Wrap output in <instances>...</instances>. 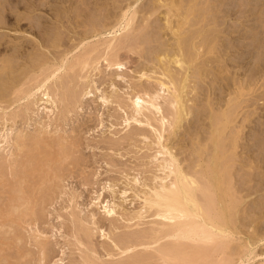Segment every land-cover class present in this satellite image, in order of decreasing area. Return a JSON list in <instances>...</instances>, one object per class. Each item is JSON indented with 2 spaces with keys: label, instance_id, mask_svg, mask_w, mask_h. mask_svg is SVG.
Listing matches in <instances>:
<instances>
[{
  "label": "bare ground",
  "instance_id": "bare-ground-1",
  "mask_svg": "<svg viewBox=\"0 0 264 264\" xmlns=\"http://www.w3.org/2000/svg\"><path fill=\"white\" fill-rule=\"evenodd\" d=\"M142 1L38 0V6H33L31 0L0 2V28H6L14 16L13 29H21L25 25L30 28L33 24L44 28L48 22L54 28L50 44L54 50L50 51L52 57H39L37 62L34 60L36 65L31 67L32 76L28 72L21 75H24L25 81L12 80L8 85L13 66L8 63H11L9 59H3L7 63L5 65L0 62V80H3L5 88L9 90V93L5 90L4 96H0V110L4 112L21 100L31 101L37 92L46 90L50 81V87L63 84V81H58L62 74L70 75L67 71L75 67H79L80 71L88 66L99 69L102 61L108 69L119 70L124 67L122 56L131 58L135 55L142 59L145 57L146 47L153 46L150 53L151 65L139 70V74L141 73L140 79L153 82L154 87L143 88L140 85L141 90H135L137 92L130 99L129 107L132 110L129 113L136 123H144L157 133L154 136L159 147L157 153L166 155V158L168 156L163 162L168 170L166 179L169 181L154 186L148 195L145 194L147 196L144 200L148 211H152V216L158 218L156 224L160 229L119 237L117 244H120L121 249L118 258L113 259L115 256L108 254L111 260L104 264H156L153 260H159L161 264H249L250 260L257 257L256 247L264 239L257 237L255 231L245 234L246 238L242 237L244 226L241 221L246 200L242 190L236 188L235 180L242 178L238 175L239 169L245 168L247 173L240 170L239 174L246 173L242 174L243 177H248L246 183L255 179L252 177L256 172L257 175L264 174V128L261 126L264 125V111L261 114L257 112L264 107V45L261 44L262 52L258 49V44L252 45V48L255 47L253 50H259L257 57L254 55L256 58L251 51H244V43L254 37L251 32L253 25L248 22L253 15L256 19V14L253 9L247 10L250 0L239 2L238 8L240 6L244 9H235L233 14L229 13L231 10H227V5L233 4V0H151L149 7L145 9L143 6L145 10L140 8V12L137 4ZM45 6L55 14L47 22L39 18L41 7ZM90 7L94 10L84 14ZM21 8L23 11L20 14L18 12ZM97 12L103 14L100 23L95 19ZM66 14H73L72 18ZM230 15H233V26L230 24L232 27L229 28L227 25L228 29L226 22ZM35 16H38L36 20ZM63 17L67 18L66 23L73 30L71 29L72 33H67L71 44L61 49V27L66 25ZM80 27H85L84 33L75 30ZM0 41V47L5 48L11 43ZM251 58L256 59L255 69L250 73L252 80H242L244 66ZM27 82L29 85L23 88ZM32 82L35 83L30 85ZM73 86L72 90L68 86L70 89L66 87L64 93L60 92L64 94L62 99L79 97ZM204 87L206 91L202 93ZM11 94L15 95L13 99L10 98ZM44 95L53 104L56 102V99L53 100L55 96L52 97L48 90ZM201 96L203 101H199L202 100ZM103 100L107 102L108 98ZM253 103L258 107L261 103L263 107H253L255 112L252 115H256L260 123L256 133L254 131L255 134H252L255 135L257 144L254 143V148L257 146L256 152H259L248 167L245 164L246 158L242 156L244 162L240 158L239 149L246 147L243 142L244 148L241 146L243 133L239 129V123L241 111L245 107L248 109ZM128 105L120 103L123 108ZM198 105L200 109L204 108L202 112H206L202 118L206 140L201 136L195 137V140L192 138L191 164L183 170L184 167L178 164L169 145L161 144V139L164 138L165 131L167 134L169 131L166 140L174 136L183 122L191 114L194 115V110L199 109ZM15 116L16 114L9 115L12 119ZM137 116L143 117L144 121L138 120ZM249 117H244L245 122H242L248 125L252 122ZM6 118V115L3 116L4 121L8 120ZM18 138H15L14 144ZM252 138L251 142L254 141ZM4 139L5 146H13V141L7 135ZM46 139L50 140L38 136L29 139L21 137L16 149H27H20L26 152L25 155L19 151L24 159L19 162L18 158H15V162L4 160L5 158L0 160V193L1 198H4L2 202L0 200V230L5 226L10 228L12 224L36 225L40 220L39 213L46 207L52 186L60 178L57 170L65 164L77 163L74 142L67 144L57 140L49 143ZM18 145L21 147L18 148ZM15 154L13 151L14 156ZM261 177L264 178V175ZM113 211L108 209L106 213L110 216ZM93 217L90 215L91 219ZM78 232H85L84 236L88 237L85 229L81 228ZM0 236H4L3 232H0ZM88 264L96 263L88 260Z\"/></svg>",
  "mask_w": 264,
  "mask_h": 264
},
{
  "label": "rangeland",
  "instance_id": "rangeland-1",
  "mask_svg": "<svg viewBox=\"0 0 264 264\" xmlns=\"http://www.w3.org/2000/svg\"><path fill=\"white\" fill-rule=\"evenodd\" d=\"M31 1L33 6L39 5L38 0ZM241 1L245 3L247 0H233L234 3L228 4V9L227 7L226 9L231 10L229 13L232 14L236 10H243L244 7L241 6L242 8H240L239 6L238 8L237 6ZM0 2H3V0H0ZM149 2L151 3V0H143L137 4V9L140 12L143 6L147 9L150 5ZM249 3L251 7L249 8L248 5V9H246H253L252 11L257 17L255 19L253 15L248 22L253 25L251 32L254 37H251L252 40L246 41L245 45L242 44L245 53L251 51L253 57H257L256 53L258 54L260 49L263 51L261 44L264 45V0H250ZM140 4L141 6H139ZM80 8L85 10V7L81 6ZM93 10L91 8L84 14H88ZM22 11L21 8L18 13L21 14ZM39 14L40 20L44 22L55 17L54 11L46 6L45 8L41 7ZM66 15L67 17L70 16L69 14ZM71 16L70 18H72ZM102 16L103 14L97 12L96 22L100 23ZM232 16L230 15L229 20L226 22V28H228L227 25L229 28L233 26ZM37 17L35 16L34 20ZM14 21L15 16L6 28H0V40L11 41L7 44L9 45L8 48L0 47L1 64H7L3 59H9L11 63H8L14 69L13 73L9 75L8 85L12 80L13 82L17 79L25 81L24 75L22 77L21 75L27 72L32 76L31 69L36 65L34 63L36 59L39 57L46 58V56L52 57L50 51L53 50L50 44L54 28L50 27V22L44 25V28L33 24L30 28L25 25L21 29H13L12 22ZM66 21L67 18L63 17V22L67 25ZM66 25L61 27L63 33L60 37L61 49L67 48V45L71 44L67 38V33L71 31L72 27ZM35 26L37 27L35 28ZM75 30L84 33L85 27ZM255 44L256 46L259 45V50H253L255 47L252 48V45ZM153 49V46H147L145 57L142 59L135 55L131 58H127L126 55L122 56L121 61L124 63V67L119 70L108 69L102 61L99 63V69H92L88 66L80 71L79 67H75V69L67 71L72 79L70 75L62 74L58 81H63V84L56 85V89L54 86L50 87L52 83L50 81L46 90L42 89L37 92L34 99L31 100L30 98L31 101L21 100L13 103L4 112L0 110V117H2L0 118L1 161L4 158V160L9 159L11 162L12 160L15 162V158H18L17 162L22 161L26 152L21 150L26 148L18 145V148L21 147L22 149H16L18 140L21 137L22 139H29L37 136L50 139H46L48 142L50 141L49 143L57 140L67 142V144L68 142H74L76 144L75 158L78 160L75 165L65 164L63 168L57 170L60 178L52 186L46 201V207L39 213L38 218L40 220L36 225L12 224L10 228L5 226L2 228L3 230H0L4 234L3 237L0 236V264H88V260H92L96 264H104V262L111 260L108 258V254L114 255L115 258L113 259L118 258L119 249H121L120 244H117L119 237L136 232H149L150 229H160V226L156 224L158 218L152 216V211H148L144 200L154 186L169 181V179H166L168 170L165 169L166 164L163 162L168 156L166 158V155L157 153L159 147L154 141L157 133L144 123L140 125L136 123L131 119L132 115L129 113L132 110L129 107L131 104L130 99L132 94L137 92L135 90L139 89L140 85L143 88L154 87L153 82H148L145 78L140 79L141 73L139 74V70L151 65L150 53ZM261 50L260 52H262ZM52 55L54 54L52 53ZM255 58H251L246 62L241 75L242 80H252V74L250 75V73L252 69H255ZM94 68L96 67L94 66ZM73 77L76 78H74L75 83ZM0 81V93H2L0 96H4L6 92L9 93V90L5 88L3 80ZM72 82L73 84H71ZM33 83L35 82L30 85ZM27 85H29V82L23 88ZM73 85H75L76 92L79 93L76 94L79 97L70 100L68 98L62 99L64 95L62 93L67 90L66 87L69 86L72 90ZM61 87L65 89H61ZM69 87L68 89H70ZM75 87L73 86V89ZM47 90L52 97L55 96L53 99H56L55 105L52 100L44 95ZM202 90V93H205L206 88L204 87ZM13 95L10 98L13 99L15 96ZM102 98H108L107 102H104ZM199 101H203V97ZM121 102L122 105L123 102L129 104L128 107L123 108L120 106ZM255 103L257 104V102ZM255 103H253L254 106L250 104L248 109L245 107L240 113L239 129L243 133L241 144L243 142L246 148L242 144L241 146L244 149H239L241 157L238 155L243 160L239 158L242 162L245 161L242 156L246 158L245 164L248 167L249 162L253 161L256 153L259 152V150L256 152L257 146L254 148L256 142L254 140L255 135L252 136V134L256 133L260 123L258 117L252 114L255 112L253 107L257 109L262 108L264 105L262 106L261 103L263 102H261L258 107L255 106ZM199 105L203 106L200 103ZM263 108L257 110V112L261 114L264 111ZM198 110L202 112L204 108ZM198 110L194 111L197 113ZM200 111L197 115L195 112L194 115L191 114L187 121L183 122V126L176 130L174 136H170L166 140L169 131L168 134L165 131L163 133L164 138L161 139V144L169 145L168 147L171 153L175 154L174 157L177 159L178 164L182 165V168L184 167L183 170L191 164L192 138L201 136L204 141L206 140L205 125H203L202 119L206 112L201 113ZM7 114H16V116L12 119ZM5 115L7 121L3 120ZM244 117L251 118L252 122H249L248 125L244 124ZM137 119L144 121L141 116H137ZM243 124L245 127L241 126ZM261 126L264 128V125ZM240 127L244 128L241 129ZM136 128L138 131H136ZM139 131L141 132L139 133ZM133 132L135 133L133 134ZM231 132H234V130H231ZM6 135L9 140L13 141H10L13 146H5L6 141L4 138H6ZM16 137L19 138L14 144ZM251 137H253V142H251ZM15 145L16 147H14ZM13 151L18 155L20 154V157L16 154L14 156ZM6 156L11 157L7 158ZM240 170L245 171V168L244 170L239 169V173ZM245 172H241V174L237 172L242 178L239 176L240 179L235 180L236 188L242 190L243 198L246 200L245 213L242 215L241 221L244 226L242 237L246 238L245 234H252L255 231L257 237L264 239V178L261 177L264 174L257 175L258 172L255 170L256 174L253 171L254 177H252L255 179H252L251 183H246L248 177H243ZM244 179L246 180L244 181ZM145 194L147 195L145 196ZM1 197L2 194L0 193ZM0 200L2 202L4 198ZM108 209L114 210L110 216L106 213ZM90 215H93L94 219H91ZM81 228L87 231V238L84 236L85 232H82L83 234L78 232ZM261 242L255 250L257 257L250 260L249 264H264V241ZM235 244L233 243V245ZM153 261L156 264H161L159 260ZM244 264L248 263L244 262Z\"/></svg>",
  "mask_w": 264,
  "mask_h": 264
}]
</instances>
